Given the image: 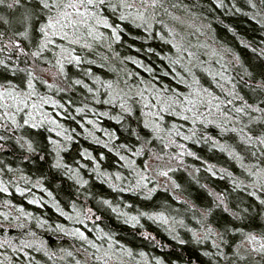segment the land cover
Masks as SVG:
<instances>
[{"label":"trees","instance_id":"16d2710c","mask_svg":"<svg viewBox=\"0 0 264 264\" xmlns=\"http://www.w3.org/2000/svg\"><path fill=\"white\" fill-rule=\"evenodd\" d=\"M164 3L167 9L161 12L158 8L161 14L156 21L148 23L139 19L121 21L119 13L106 10L109 21L120 24L119 40L112 38L111 29L100 25L105 37L94 41L93 47L72 45L82 57L79 66L68 61L64 74L54 76L58 69L53 63L49 72H38L53 87L37 81L36 91L40 95L31 97L28 103L41 104L36 120L41 114L51 115L58 124L46 119L40 121L38 128L29 124L13 129L14 134L0 130V136L10 137L7 141L0 140V144H9V149H0V181L8 188L5 192L0 187V264H75L76 260L100 264L86 257L80 247L84 244L85 249L94 251L91 245L78 235L68 234L75 229L83 230L90 239L115 253L114 258L109 257V264H160L161 261L163 264H264V251L252 250V242L246 240L251 233L261 237L255 241L258 246L264 241V203L261 202L264 190L246 183L257 178L247 171L252 159L251 146L239 139L248 132L259 135L264 131V120L249 123L248 116L243 114L238 120L231 119L237 115L233 111L235 106H243L245 100L257 103L264 97V89L257 86L258 81L264 80V56L259 51L264 49V24L259 16L253 19L258 11H264L261 0H255L256 9L248 0H235V3L233 0L220 3L164 0ZM25 7H35V0H21L16 7H9V0L0 4V33H3L0 58L20 63L21 67L25 57L21 55L17 60L18 49L4 51L7 47L4 41L20 39L28 46L31 35L28 38L14 35L23 31ZM168 9L179 20L173 19ZM33 19L38 21L41 17L35 15ZM161 20L177 29V40L181 36L185 38L183 47L187 51L176 49L172 34L159 23ZM55 39L57 45L62 42L59 37ZM188 51L193 53L191 58ZM45 55L55 61L52 46ZM177 57L181 64L173 62ZM186 65L191 67V72L185 71ZM129 72L133 75L128 76ZM24 79V73L0 67V85L7 86L6 82L10 81L23 89ZM76 79L83 83L76 84ZM104 81H112L113 89L132 92L138 90L133 85L142 84L167 86L169 92L180 93L199 87L210 89L211 95L220 101L227 99L232 103L209 107L205 98L202 108L197 110L203 119L195 124L188 118L190 113L187 116H177L172 111L162 113L165 117L162 130L153 135V129L144 123L147 105L141 98L117 95L112 102ZM145 93L153 104L157 103L147 89ZM45 96L60 103H50L43 99ZM121 98L130 102L132 112L122 110ZM259 107H264V102ZM77 108L82 111L77 112ZM26 110L22 109L17 116L21 124ZM245 112L250 116L262 115L255 109L245 108ZM148 118L158 119L150 114ZM172 123L177 125V130L169 134L167 130ZM53 127L57 129L55 132ZM180 132L192 138L185 139ZM16 136L33 139L38 154L21 149ZM49 136L66 145L59 149L63 167L54 165L57 145L47 139ZM66 136L71 139H65ZM166 139L177 143L165 149ZM153 151L167 154L155 159ZM260 151L264 149L257 151L256 159L264 163ZM171 153H178L183 159L177 160ZM25 156L28 158L24 159ZM145 162L149 169L145 177L148 187L155 185V189L151 194H145L147 189L143 187L125 191L136 184V173L144 168ZM209 167L216 175L208 171ZM159 168L170 169L168 177L160 174ZM74 172L77 178H73ZM78 179L87 183L79 184ZM234 181L245 183L236 187ZM213 192H224L228 207L235 208L240 215L232 216L220 205L209 218L201 219L202 209L212 207L216 199ZM102 200H109L110 204L104 205ZM154 212L163 213L166 219H157L151 215ZM133 216L138 218V223H128ZM209 224L216 235L207 231ZM101 230L110 233L111 241ZM145 232L150 236H145ZM194 232L199 239L194 238ZM22 240L26 243L22 244ZM69 252L72 254L68 255Z\"/></svg>","mask_w":264,"mask_h":264},{"label":"snow or ice","instance_id":"6c2138e0","mask_svg":"<svg viewBox=\"0 0 264 264\" xmlns=\"http://www.w3.org/2000/svg\"><path fill=\"white\" fill-rule=\"evenodd\" d=\"M5 0H0V4H3ZM221 0H217V3H220ZM235 3V0H233ZM21 0H9V7L19 6ZM248 4L253 8H257V4L255 0H248ZM261 8H264V0H261ZM160 9L161 12L167 9V5L164 3V0H35V7H25L24 15L22 17L23 20V31L17 32L14 35L19 37L28 38L31 35V40L29 41L28 46H25L20 39L10 38L4 41L7 46L4 51H12L13 49H18L16 54L17 60L19 57L23 55L25 57V62L23 67H21L20 63H9L7 58H0V67H3L6 71L12 72H21L25 74V79L23 83L26 84V87L23 89H18L15 84H12L10 81H7V86L0 85V109H3V112H0V120L3 122L0 123V130H5L8 133H13V129L19 130L24 125H29L33 128L40 127V121L48 120L53 124H58L59 121L52 117L51 115L41 114L39 120H36V111L41 107L40 104L35 102L28 103L31 97H39V93L36 91V82L42 81L43 84L47 85L49 88L53 87L52 84L49 83L47 79H43L42 75H38V72L43 74L50 71V66L55 64L58 69V72L53 73V75H62L65 70V63L68 61L77 62V66H79V61L82 59L80 55L76 54V49L72 47V45H80L81 47L91 48L93 47V43L96 40H101L105 37V33L100 31V25H105L107 28L111 29L112 38L119 40L120 35L117 29L120 27V24H113L109 21L108 15H105L106 10L111 9L114 13H119V19L121 21L124 20H133L135 22L139 19L142 22L148 23L150 21H156L157 16L161 14L157 9ZM237 11H241V9L237 8ZM168 14L173 16V19L179 20V17H176L173 13H171L170 9H168ZM251 14V13H250ZM38 15L41 17L38 21H35L33 17ZM257 16L260 17V23L264 24V11H258L256 15H253V19H257ZM159 23L164 24L170 34H172V42L178 51H187L186 48L183 47L185 38L183 36L180 37L179 40L176 39L177 29L175 27H169L163 20L159 21ZM183 23V21H180ZM149 23V27H150ZM3 36V33H0V37ZM61 38L62 42L57 45L55 38ZM91 38V39H89ZM167 39V37H165ZM52 46L53 53L55 55V61L49 59L45 52ZM260 55L264 56V49H260ZM188 57L191 58L193 53L188 51ZM174 63L181 64L182 61L177 57L173 61ZM237 63H240L239 58H237ZM186 72H191L190 66H184ZM150 70V69H149ZM128 76H132L133 74L129 72ZM99 80V77H94ZM187 83V81H184ZM76 84L83 83L82 80L76 79ZM106 87H108L110 92V99L112 102L116 101L117 95L121 97L126 96H139L144 105H147L145 108V119L144 123L146 126L153 129V135H158L162 130V125L165 120V117L162 113H166L169 111L175 112L177 116H187L189 113L191 114L188 118L192 119L193 124L196 123L198 119H203V115H198L197 110L202 108L205 98L209 101V107L216 106L219 108L220 103L231 104V100H223L220 101L219 97H213L211 95L210 89H202V88H192L188 93H180L178 90H171L167 86L163 88H156L154 85L149 86L147 84H142L140 86L133 85V87H138L136 92H132L131 89L120 90L119 88H112V81H104L103 82ZM257 86L260 89H264V80L258 81ZM145 89H147L148 94L154 96L157 100L156 104H153L150 99H148V95L145 93ZM95 91V90H93ZM195 93V94H193ZM183 97V99H181ZM50 103L59 104V101L49 100L47 96L43 98ZM134 102V101H133ZM260 102H264V97ZM249 103L247 100L244 101L243 106H235L233 111L237 113L236 116L231 117L233 120L240 119V115L248 116V122L251 123L257 120H264V107H259V103ZM122 110L124 112H132L133 109L130 106V102H128L125 98H121L119 101ZM245 108L255 109L260 112L262 115L260 116H250L249 113L245 112ZM22 109H27L23 112V122L22 124L17 119V116L21 114ZM179 109V110H177ZM77 112L82 111L81 108L76 109ZM204 112H207V109H204ZM149 114L152 117H158L157 120L149 121ZM224 115H228L224 113ZM116 118V117H114ZM87 120L88 117H85ZM9 124L11 126H9ZM55 127L52 128V131H56ZM177 130V125L172 123L171 127L167 130L169 134ZM14 134V133H13ZM63 135V132L59 133ZM180 136H183L185 139H191V135H185L184 132L179 133ZM9 136H0V140L7 141L9 140ZM16 143L19 145L21 149H26L29 153H37V145L33 139H30L27 136H16ZM53 144L57 145V158L54 161V165L56 167H63L61 158L59 156V149L66 147V145L61 144L60 141L54 140L51 136L47 138ZM65 139H71V137H65ZM242 141H244L247 145L251 146V164L248 166L247 171L251 173L252 176L257 179L254 181H246L252 185L253 188L260 187L264 190V163L258 161L256 159V153L258 150L264 149V131H261L259 135H253L251 132H248L247 135H241L239 137ZM200 141H197L199 143ZM177 143L176 140H167L164 142L163 147L167 149L169 144ZM127 147V145H125ZM146 147V145H144ZM0 149L7 150L9 149L8 143L0 144ZM181 151H183V145H180ZM140 148H137V153H139ZM38 154V153H37ZM85 155H89V153L85 152ZM167 153H155L152 152V156L155 159H160ZM192 155H196L195 153H191ZM236 155L239 157L240 153L237 152ZM171 156L175 157L177 160H182L183 157L178 153H171ZM260 156L264 159V151H260ZM28 157L25 156L24 159ZM183 166L182 164L180 165ZM71 167L70 165L68 166ZM255 168V171L252 169ZM160 174L165 177H168V173L170 169L167 168H159ZM148 162H145V166L143 169L137 171V182L133 185L132 189H125V191H131L135 189H139L141 187L147 189L145 194H151V192L155 189V185L151 188L148 187V180L145 178L148 174ZM209 172H212L213 175L216 173L213 172L212 168H208ZM67 174V173H66ZM107 174V173H106ZM117 179L120 177V173H116ZM73 178L76 177V173H73ZM155 179V177H153ZM169 179H171L169 177ZM79 184L87 183L84 179H78ZM172 183L175 185V181ZM236 187L243 186L244 181H234ZM39 187H43V185H38ZM114 187L116 185H113ZM177 187L179 185H176ZM0 187L4 188V191H8V188L4 186V182L0 181ZM20 191V189H17ZM211 192V190H210ZM215 195L216 199L212 203V207L202 209L201 219L209 218L214 209L220 207V205H224V211L230 213L232 216H239L240 213L236 211L235 208H229L227 204V196L224 192L212 193ZM252 195L255 196L256 192L253 191ZM179 199V197H177ZM258 199L260 197H257ZM39 203V201H35ZM264 203V200L261 201ZM104 205L110 204L109 200H102ZM59 211V209H57ZM242 211H246V209H242ZM91 212V210H89ZM66 214V213H65ZM27 215V213H24ZM142 215H148V213H142ZM151 215L155 216L157 219H166L163 216V213H151ZM130 224L138 223V218L133 216L128 220ZM19 226V225H18ZM61 231H65L64 227L61 225H57ZM97 227H99L97 225ZM225 230H227V226H225ZM207 231L216 235L217 233L214 231L213 226L211 224L208 225ZM103 236L108 237V240L111 241V235L108 232H103L101 230ZM69 235L79 236L83 241H85L88 245H91L92 250L89 251L84 248V244H81V250L84 251L85 256L89 257L93 262H100V264H109V257H115V253L111 251L110 248L106 249L103 245L97 244L93 239H90L83 230L75 229L68 232ZM145 236H150V233L145 232ZM194 238L199 239L200 237L193 233ZM219 239L223 241V235H219ZM246 240L252 242L251 249L260 251H264V241L258 246L255 241L261 240V237H257L251 233L248 234ZM21 243H26V241H21ZM215 243V241H214ZM15 247V245H13ZM66 251V250H65ZM130 251V250H129ZM72 253L69 252L68 255ZM53 255H55L53 253ZM223 255V253H222ZM237 256H241L239 252L236 253ZM227 258V257H226ZM75 264H88V260H76ZM163 264V261L160 262Z\"/></svg>","mask_w":264,"mask_h":264},{"label":"rangeland","instance_id":"374dc122","mask_svg":"<svg viewBox=\"0 0 264 264\" xmlns=\"http://www.w3.org/2000/svg\"><path fill=\"white\" fill-rule=\"evenodd\" d=\"M41 105V104H40ZM257 243V242H256ZM261 243V242H260Z\"/></svg>","mask_w":264,"mask_h":264}]
</instances>
